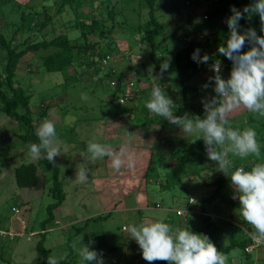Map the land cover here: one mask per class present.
I'll list each match as a JSON object with an SVG mask.
<instances>
[{"label": "rangeland", "instance_id": "obj_1", "mask_svg": "<svg viewBox=\"0 0 264 264\" xmlns=\"http://www.w3.org/2000/svg\"><path fill=\"white\" fill-rule=\"evenodd\" d=\"M1 1L3 0H0V30L6 31L7 35H10L13 31L10 27L12 25H5L7 8L2 5ZM16 1L24 4L28 0ZM184 1V3L183 1L178 2L181 12L185 14L195 7V21L202 17L204 9L197 6L195 0H192L191 4L187 3L190 0ZM99 2L100 0H97L95 4ZM127 2L124 14L130 19V24H138L144 19L147 12L144 11V16L141 17L138 14V1L127 0ZM34 3L37 6L47 4L49 14L54 16L53 22L45 29L49 33L53 30L55 33L62 32L65 30V19L73 17L70 12L62 13V15L57 13V7L55 3L53 4V0H35ZM83 10L89 12L92 11V7L87 3L83 6ZM172 13L168 9H162L160 13L161 21L166 26V33H171L180 23L179 18L173 17ZM43 16L44 14L41 15V18ZM131 26L134 25L125 27L130 28ZM216 29L218 28L215 27L213 31ZM128 32L129 30H124L119 34L120 39H117L119 52L110 57V63L119 71L125 72L124 79L128 85L126 94L132 96L133 88L148 87L143 72L151 71L154 66L149 59L147 45H142L144 49L139 51V47L136 48V46H139L140 43L137 41L138 43L135 45L131 44L134 51H128L129 40L135 43V40L141 39L140 36L137 39L134 36L131 37ZM205 33L207 32L199 31L197 36ZM29 34L31 32L27 27L18 36L17 41L21 42ZM117 34L118 31L115 33L116 38ZM257 34L264 35L260 30ZM39 35L41 34L39 33ZM182 46L183 42L181 41L168 42V49L162 55L164 61L171 58L169 69L175 66L176 50ZM247 50L248 46L242 49V51ZM49 52L51 50H41L38 54ZM142 63H144V68ZM42 69L40 58L29 52L20 60L16 76L20 81L19 84L31 94L29 106L36 125L39 127L44 120H50L55 124L57 129L56 145L61 151L54 158L53 163L60 169V178L66 198L55 211V216L60 224L49 227L50 229L44 237L43 246L49 250L48 256L63 255L66 258L71 255L73 262H78L73 245L81 236L82 242L85 244L89 240L95 241L92 247L103 250L106 264H126L127 260H131V256L140 250L137 243L129 238L127 231L129 225L147 224L160 218L165 219L174 228L195 229L202 224L198 217L200 215L198 213L202 211L200 199L210 196L214 192L217 172L202 171L198 176L195 174L198 171L196 168L181 171L178 176L170 174L168 176L170 188L165 190L155 184H146L145 173L149 162L154 160L158 164L169 161L170 165L157 169L161 176L160 179H167L165 172L172 170L173 166L179 163L177 155L170 154L177 149H186L191 137L184 135L177 126L162 118L160 119L162 122H166L168 129L160 130L161 128L157 124H147L143 116L141 117L144 111L143 99L145 96L143 99L136 100L129 97L117 98L112 95L110 89L103 88L108 85V81L104 80L101 84L93 70L82 72L80 83L65 87L63 85L64 76L61 73L45 72ZM69 72H73V67H69ZM154 73L151 74V81L156 79ZM138 78H141L142 82L138 83ZM205 83L202 74H197L192 78L190 84L193 87L189 93L192 96L191 101L200 104L216 96L213 91L214 84H210L205 89L202 87ZM113 86L114 84L111 83L110 87L113 88ZM161 87L176 104L182 103L183 95L180 90H175L174 86L169 84ZM92 89H95L94 92L91 91ZM82 93L88 95L87 101L81 100ZM119 103L122 105L120 106ZM45 107H47V114L42 117L40 111ZM179 108L178 106L177 110ZM118 109H125L132 115L123 113L116 116ZM68 116L76 118L74 124L65 125L64 121ZM134 116H139L137 117L138 121ZM252 116L255 118L254 120H251ZM227 118L235 119V128L255 130L256 139L260 145L261 159H264V117L249 113L245 108L239 107L229 113ZM19 127L20 123L9 119L0 111V231L8 234L0 235V264H40L41 257L36 249V242L40 232L39 224L47 215L46 207L53 202V197L48 192L52 173L45 168L43 160L38 163L29 162L28 149L17 137V134H20ZM89 142H100L112 151H119L121 147H126L136 161L135 167L129 169L125 162L121 170L117 171L111 167L110 158L105 157L88 163L90 169L88 179L80 182L76 173L80 165L87 162L86 145ZM3 153H5L4 159ZM159 153L167 156H161ZM182 155L184 156L183 153ZM233 160L234 167L237 165V167L249 169L248 167H251L257 158L250 156L246 159L233 158ZM23 163H34L37 167L38 182L33 188H20L15 183L14 169ZM105 186V190H101ZM233 191L231 186L229 188L225 186L223 190L225 196L220 195L212 203L205 204V211L222 221L221 235L226 238L229 233L224 223L225 219L222 217L227 219L231 216L232 220L242 223L237 212L238 200L233 199V204L230 200ZM190 199L194 200L193 210L197 215L193 217V220L180 216L184 221L180 223V217L176 215L175 211L180 210L181 215L190 214L183 210L188 207ZM119 201L121 202L119 203ZM154 202H159L161 207H154ZM136 207L138 209H134ZM145 207L148 208L142 210ZM105 214L108 215L105 218L93 219V217ZM242 226L245 225L242 224ZM80 227L83 229H77ZM31 228L35 232L30 233ZM249 228L254 234L251 225ZM9 234H13V236L10 237ZM251 256L252 261L246 262L241 249L234 248L225 256L226 264H264V250H255ZM140 257L141 260H137V264H148L142 256ZM152 264L166 263L154 261Z\"/></svg>", "mask_w": 264, "mask_h": 264}, {"label": "trees", "instance_id": "obj_2", "mask_svg": "<svg viewBox=\"0 0 264 264\" xmlns=\"http://www.w3.org/2000/svg\"><path fill=\"white\" fill-rule=\"evenodd\" d=\"M34 1L35 0H28L24 4L16 0L1 1L2 5L7 8L5 25H12L10 27L13 31L10 35H7L6 31L0 30V111L8 116L9 119L20 123V134L14 133H16L17 137L24 143L26 149H28V146L32 143H38V139L35 135L38 126L35 123L29 106L31 94L19 84L20 81L16 76V69L20 60L29 52L36 54L38 58H40L43 71L61 73L62 76H64L63 85L65 87L80 83L81 73L93 70L94 75L98 76L97 78L101 84L104 80L108 81V85H105L103 88L110 89L112 95L117 98L121 97L122 99L129 97L133 100L139 98L143 99V96H145L143 99L144 105V102L149 99V93L156 83H159L161 86L169 84L174 86L175 90H180L183 95L182 103H177L180 108L175 112V115L183 116L187 114L193 116V119L195 117L203 118L205 115L203 108L204 102L197 104L190 100L192 96H190L189 93L193 87L190 82L197 74H202L204 81L207 82L215 75V73L211 71V65L217 61H219L221 65V71L219 73L221 77L223 79L229 78L232 62L224 56L219 55L216 51L217 47L223 44L227 39L228 29L225 20L231 14V7L234 6L237 9H243L246 6H250L252 3V0H195L197 6L204 9L202 17L195 21V7H192L185 14L181 12L178 2L183 1L184 3V0H137L139 6L138 14L142 17L144 16V11L147 13L144 19L138 24H130V19L124 14L125 4L128 3L127 0H100L97 4H95L97 0H53V4L55 3L57 7V13L62 15V13L68 14V12H70L73 17L65 19V30L60 33H55L53 30L49 33L45 31V29L53 22L54 16L49 14L47 4L37 6ZM87 3L91 5L92 11L85 12L83 10V6ZM187 3L191 4L193 1L190 0ZM162 9L172 11V16L180 20V23L171 33H166V26L161 21L162 15L160 13ZM43 14L44 16L41 18ZM240 24L242 30L251 27L255 28L257 33H259L260 18L258 15H253L250 18L246 17L240 21ZM127 25L134 26L126 28L125 26ZM27 27L30 29L31 34L24 37L21 42H18V36L22 34V31ZM215 27L218 29L213 31ZM124 30H129L128 33H130L131 37L134 36L137 39V37L140 36L141 38L135 40V43L129 40L130 45L128 51H134L132 45L138 42L140 44L136 46V48L139 47V51L144 49L142 45H147L149 49V59L154 66L151 71L143 70V75L146 76L145 80L148 82V87L140 89L138 87L137 89L133 88L132 96L126 94L128 85L124 79L125 72L119 71L110 63V57L119 52L117 39H120L119 34ZM116 31H118L117 38L115 36ZM199 31L207 33L197 36V32ZM39 33L41 35H39ZM172 41H181L183 42V46L176 50L175 66L161 76L159 73V66L164 62L162 54L168 49V42ZM245 46L248 45L246 44ZM195 48L201 49V55H209L210 59L208 64L198 65L190 59V54ZM41 50H51V52L38 54ZM141 65L144 68V63ZM69 67H73L72 73L69 72ZM153 72H155L154 77H156V80L153 79L151 81V74H153ZM137 81L138 83L142 82V79L138 78ZM111 83L114 84L113 88L110 87ZM94 90L95 89H92L91 91L94 92ZM119 104L120 106L122 105V103ZM46 108L47 107L40 111V116H46ZM143 110L141 117L143 116L147 124H157L161 128L160 130H165L167 128L166 122H162L159 117L152 115L144 106ZM123 113H128V111L125 109H118L116 116H120ZM128 114L129 116L132 115V113ZM137 117L139 116H134L138 121L139 118ZM254 119L255 118L252 116L251 120ZM229 120L231 121L232 127L235 128V119L231 118ZM173 154L177 155L179 163L173 166L172 170L165 172L167 179H160L161 176L160 173L157 172V169L167 167L170 165L169 161L167 163L159 162L158 164L154 160L149 162L145 173V176H147L146 184H155L157 187L165 190L170 188V179L168 177L170 174L178 176L181 171L186 169L194 170L196 168H198V171L195 174L198 176L202 171L217 172L214 192L210 196H205L200 199L202 211L198 213L200 214L198 217H200L202 224L190 230L207 235L216 246L217 250L225 256L234 248L241 249L246 262H251L252 252L260 249L264 250V246L247 251V247L252 244L251 237H249L245 231L247 230V232L249 231L252 233L249 224L242 219H240L242 223H237L232 220L231 216L227 219L226 217H222V219H225L224 223L229 233L226 238L221 235L222 221L218 220L219 218L216 219L212 217L205 211L206 203H212L220 195L225 196L223 190L225 186L228 188L230 187V181L219 171L218 165L207 157L203 141L197 140L195 143L188 142V147L186 149L174 150L170 155ZM159 155L167 156L160 153ZM4 157L5 153H3V159ZM168 157L170 156L168 155ZM43 162L45 168L52 173L48 192L53 197V202L46 207L47 215L39 224L40 232L36 242V249L41 257L40 264H47L49 250L43 246L44 237L48 229L56 224L57 218L55 216V211L65 201L66 195L64 193L63 182L60 178L59 167L53 162L49 163L46 159H44ZM257 162L259 161H254L252 166ZM235 167H237V165H235ZM251 167L248 168L250 169ZM14 179L16 185L20 188H33L38 182V170L36 165L34 163H23L19 165L14 169ZM231 196H233V192ZM230 200L233 204V198ZM193 204L194 202L190 199L188 201V207L183 209L184 212L187 211L190 214L179 215L176 210V215L193 220V217L197 215L194 214ZM154 207L158 208L161 207V205L159 202H154ZM143 209L146 208H142V210ZM107 216V214L104 216L99 215L93 217V219L96 220ZM183 222V218L180 217V223ZM242 224L245 226H242ZM77 229L80 230L83 229V227ZM29 232L33 233L35 230L31 228ZM136 254L131 256V260H127L128 262L126 264H137V260H141L140 256L142 255L140 250ZM158 262L167 264L165 261ZM61 264H78V262H73L72 256L69 255V257L61 261Z\"/></svg>", "mask_w": 264, "mask_h": 264}, {"label": "clouds", "instance_id": "obj_3", "mask_svg": "<svg viewBox=\"0 0 264 264\" xmlns=\"http://www.w3.org/2000/svg\"><path fill=\"white\" fill-rule=\"evenodd\" d=\"M231 14L226 18L228 29L227 39L217 47V53L232 62L228 79L219 74L220 62L211 65L215 75L210 78L203 88L214 84L216 96L203 103L205 115L203 118L175 115L178 105L165 93L159 83L152 88L150 97L144 102V107L155 117L162 118L177 126L180 131L192 139L190 143L202 140L207 157L218 165L230 181L233 188V199L238 200L239 217L254 229L253 239L256 245L264 244V159H261L260 145L256 132L252 128H233L228 114L239 107L249 113L264 117V35L257 34L255 28L242 30L240 21L246 17L258 15L264 33V0H252L250 6L237 9L230 8ZM247 51H242L245 45ZM190 59L196 64H208L209 55H201V49L195 48ZM171 66V58H167L159 66L163 76ZM156 80V79H155ZM89 99L86 93L81 94V100ZM74 116L65 118V125L75 123ZM38 143L28 146L29 162L38 163L46 159L54 161L61 151L57 141V129L50 120H44L35 133ZM56 145V146H54ZM86 163H82L76 173L80 182L88 179L90 169L88 163L109 157L111 167L117 171L125 164L129 169L135 167L136 161L126 147L112 151L100 142H89L86 145ZM256 157L259 162L250 169L234 167L233 158L246 159ZM126 158V160H125ZM194 201V200H193ZM127 231L129 238L134 240L141 251L142 258L152 264L154 261H165L167 264H226V257L217 250L210 238L202 233L174 228L165 219L160 218L150 223L131 224ZM87 244L80 236L73 245L78 264H106L103 250H97ZM63 255L47 257V264H61Z\"/></svg>", "mask_w": 264, "mask_h": 264}, {"label": "built area", "instance_id": "obj_4", "mask_svg": "<svg viewBox=\"0 0 264 264\" xmlns=\"http://www.w3.org/2000/svg\"><path fill=\"white\" fill-rule=\"evenodd\" d=\"M177 214L181 215L182 212L180 210H177ZM247 235L249 237H251L252 239V244L250 246L247 247V251H251V250H254V249H258L260 248L261 246H264V244H261V245H256L255 242H254V239H253V234L250 233L249 231L247 232V230H245ZM0 235H8L7 233L3 232V231H0ZM11 237L13 236V234H9Z\"/></svg>", "mask_w": 264, "mask_h": 264}, {"label": "crops", "instance_id": "obj_5", "mask_svg": "<svg viewBox=\"0 0 264 264\" xmlns=\"http://www.w3.org/2000/svg\"><path fill=\"white\" fill-rule=\"evenodd\" d=\"M90 181H91V180H90ZM129 187H130V186H129ZM105 188H106V186L104 187V189H103V188H101V190H103V191H104V190H105ZM126 189H128V187H126ZM137 190H138V189H137ZM121 199H122V198H121ZM121 199H120V200H121ZM120 202H121V201H119V203H120ZM115 207H116V205H115ZM145 208H148V207H145ZM134 209H138V207H136V208H134ZM56 220H57V222H56V226H57V225H59V224H60V222H59V220H58V219H56ZM63 227H64V226H63Z\"/></svg>", "mask_w": 264, "mask_h": 264}]
</instances>
